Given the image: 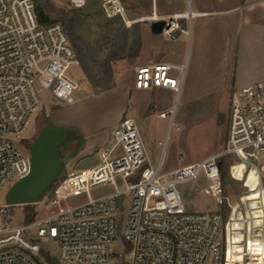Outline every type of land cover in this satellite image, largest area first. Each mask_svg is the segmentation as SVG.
<instances>
[{"label": "built area", "instance_id": "1", "mask_svg": "<svg viewBox=\"0 0 264 264\" xmlns=\"http://www.w3.org/2000/svg\"><path fill=\"white\" fill-rule=\"evenodd\" d=\"M64 1L75 10L96 2L106 19L128 28L158 21L155 12L131 19L123 0ZM192 16L168 17L162 34L175 40L189 33ZM74 67L81 68V62L62 24H40L34 0H0V191L31 172L25 133L41 112L45 93L67 105L83 91L82 79L70 73ZM184 76V67L168 63L138 66L135 85L178 96ZM170 124L175 126L173 118ZM98 157L93 166L56 180L40 200L58 207L47 216L17 222V205L0 204V264H50L47 257L58 264H264V80L232 90L224 146L203 160L163 173V160L149 163L129 116ZM223 161L248 193L226 215L188 212L179 186L201 178L205 193L225 205ZM107 186L111 192L92 195ZM75 198L81 199L67 203ZM118 244L129 260L119 259Z\"/></svg>", "mask_w": 264, "mask_h": 264}, {"label": "rangeland", "instance_id": "2", "mask_svg": "<svg viewBox=\"0 0 264 264\" xmlns=\"http://www.w3.org/2000/svg\"><path fill=\"white\" fill-rule=\"evenodd\" d=\"M123 1L127 7V12L132 17H135L143 9L147 13L149 12L147 2L149 1L151 4V0ZM39 3L49 20L62 24L68 35L70 34L81 48V68L74 67L70 73L73 77L82 79L83 91L76 92L74 103L67 105L54 103L45 93L44 106L35 122L25 133L28 139L24 144L30 147L40 131L48 124L63 127L69 135L74 129L76 132L73 133L79 137L86 128L90 127V131L95 130L96 136L99 138L107 135L113 130L111 125L120 103L117 90L114 88L117 87L119 80H130L131 74L135 72L136 57L134 53L139 43L140 25L143 22L128 28L119 20L106 19L99 5L93 2L83 9L76 10V23L73 25L71 21L73 15L70 14L73 9L64 0H39ZM153 13L144 17L149 18ZM113 54L117 55L119 59L113 60L111 57ZM197 80V78L192 77L186 78L184 96L193 91L194 84L199 83ZM229 100L230 92L226 90L205 94L188 103H183L181 99L174 97V104L177 102V109H179L178 125L181 131H175L171 135L172 139L167 142L164 157L161 158L160 155L153 163L159 164L158 162L163 160L162 172L166 173L171 167L179 168L222 149L227 137ZM154 119L155 122L158 120L163 125L167 124L166 120H160L156 117ZM61 123H66L73 128H65ZM95 140L96 137L90 139L89 142L79 141L82 146L87 143L86 150H82L83 154L81 155H76V144L70 140L59 148L62 156L67 151L70 152V162L60 176L69 171L89 168L99 162L96 155L89 153L92 149L102 148L101 144H97ZM163 142L165 144V140ZM164 144L163 146H165ZM163 146L161 147V154ZM223 168L226 170L224 176L225 205L219 206L212 196L205 193L206 181L200 179L179 186L183 204L188 212L220 211L226 215L230 212V207L235 206L239 202V198L248 193L242 181L235 180L230 176L226 161L223 162ZM11 188L12 186H6L0 191V204L6 201ZM111 191L112 188L107 186L94 190L92 195L97 196ZM80 199H71L67 203L73 205ZM31 206L34 207L36 216L39 217L47 216L58 209L54 206L46 207L43 202ZM64 206L65 204L61 205V207ZM127 208L128 200H125L124 213H126ZM25 212V205H17L14 208L17 222L23 221ZM44 247L48 246L44 245ZM115 249L122 252L123 246L118 244ZM121 254L120 260L130 259L128 253L122 252Z\"/></svg>", "mask_w": 264, "mask_h": 264}, {"label": "crops", "instance_id": "3", "mask_svg": "<svg viewBox=\"0 0 264 264\" xmlns=\"http://www.w3.org/2000/svg\"><path fill=\"white\" fill-rule=\"evenodd\" d=\"M147 9L148 13L143 9L135 15L136 18L128 13L129 17L138 19L155 12L158 20H165L174 14H193L189 33H181L175 40L163 34H153L150 19L143 21L138 32L140 51L135 58V67L157 63L184 67L185 76L178 96L166 88L139 90L135 85V72L130 80H119L114 88L120 103L111 127L114 130L125 116L134 118L149 163L156 166L158 164L153 161L160 155L164 157L171 135L181 131L177 129L179 109L177 102L174 104V97L188 103L205 94L221 90L231 93L235 88L264 80V0H151V4L147 2ZM187 77L197 78L199 83L194 84L193 91L184 96ZM154 117L166 120L167 124L155 122ZM171 118L175 126H171ZM61 125L73 128L66 123ZM90 128H86L80 137L73 133L76 132L74 129L70 135L66 131L68 140L75 142L76 155H81L87 143L82 146L79 141L89 142L96 137L95 142L102 148L92 149L89 153L99 159V151L109 143L113 130L99 138ZM177 168L171 167L166 173Z\"/></svg>", "mask_w": 264, "mask_h": 264}, {"label": "water", "instance_id": "4", "mask_svg": "<svg viewBox=\"0 0 264 264\" xmlns=\"http://www.w3.org/2000/svg\"><path fill=\"white\" fill-rule=\"evenodd\" d=\"M165 25V20L154 21L151 32L160 35ZM67 141L68 134L61 126L48 124L40 131L29 148L31 172L12 186L7 194V203L32 205L40 202L70 162V152L62 156L59 151Z\"/></svg>", "mask_w": 264, "mask_h": 264}, {"label": "trees", "instance_id": "5", "mask_svg": "<svg viewBox=\"0 0 264 264\" xmlns=\"http://www.w3.org/2000/svg\"><path fill=\"white\" fill-rule=\"evenodd\" d=\"M34 2H35V5H36V14H37V18H38V21H39V23L40 24H42V25H49V24H53L54 22H51L50 20H49V18L45 15V13H44V9H43V7L40 5V3H39V0H34ZM70 14H72L73 15V18H72V22H73V25L76 23V10L75 9H73L72 10V12L70 13ZM64 16H67V14H64ZM69 37H70V39H71V42H72V44H73V46H74V48H75V50L77 51V53H78V56H79V59H80V62H82L81 61V58H80V55H81V48L78 46V44H77V41L74 39V38H72L71 36H70V34H69ZM139 51H140V43H138L137 44V47H136V50H135V53H134V56L136 57L138 54H139ZM111 57H113V60H117V59H119V57L117 56V55H115V54H113V55H111ZM30 147L28 146V149H29ZM224 162V161H223ZM222 174H223V177L226 175V170H224V168H223V163H222ZM25 220L26 221H32L35 217H36V213H35V211H34V207L33 206H31V205H25ZM47 261L50 263V264H58L57 262H56V260H52V259H50L49 257H47ZM121 264H127L126 262H123V263H121Z\"/></svg>", "mask_w": 264, "mask_h": 264}, {"label": "flooded vegetation", "instance_id": "6", "mask_svg": "<svg viewBox=\"0 0 264 264\" xmlns=\"http://www.w3.org/2000/svg\"><path fill=\"white\" fill-rule=\"evenodd\" d=\"M26 149H28V146H26ZM67 152H68V151H67ZM67 152H66V153H67Z\"/></svg>", "mask_w": 264, "mask_h": 264}]
</instances>
